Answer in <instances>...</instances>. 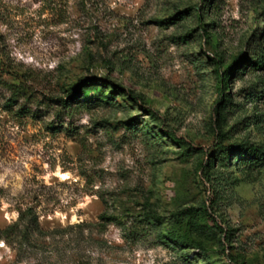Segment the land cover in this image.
<instances>
[{"label": "rangeland", "instance_id": "1", "mask_svg": "<svg viewBox=\"0 0 264 264\" xmlns=\"http://www.w3.org/2000/svg\"><path fill=\"white\" fill-rule=\"evenodd\" d=\"M250 144L264 0H0V264H264ZM208 178L227 244L201 216L170 240L178 211L210 205Z\"/></svg>", "mask_w": 264, "mask_h": 264}, {"label": "trees", "instance_id": "2", "mask_svg": "<svg viewBox=\"0 0 264 264\" xmlns=\"http://www.w3.org/2000/svg\"><path fill=\"white\" fill-rule=\"evenodd\" d=\"M178 14L172 15L171 17H168L164 20H156L157 24H168L171 23L172 19L173 20H180L182 17H180ZM248 60L246 54H242L241 56L237 57L235 64L229 68H227L224 71V76L229 77L234 69L238 66L241 65L244 61ZM225 79V78H224ZM90 85V83H85V87H88ZM79 92H82L79 90ZM74 96V95H73ZM79 95H75L74 97L77 98ZM11 100V99H10ZM219 104L224 105L225 104V99L222 97L221 100L219 101ZM219 113L221 114V109L219 110ZM239 147V146H238ZM238 153L239 155L243 154V157L241 158L242 160H248L251 162V164H253L255 162L256 165H262L264 164V147L262 145H254V144H250V145H244V146H240V148H238ZM211 159H216L215 156L212 157ZM205 172L206 174H208V177L211 175L212 177L214 176L215 173H210L211 170L214 168V162L213 160H208L207 162H205ZM208 178V179H210ZM214 178V177H213ZM212 181V197H209V203L210 205L207 206L205 203L202 204V206L200 207H185L184 209L178 211L177 213V219L179 221H182V223L186 220V222L184 223L187 228L183 231L182 234H177V233H170L169 238L170 240H174L176 243L178 244H182V238L187 234L188 230L191 229L193 225L191 224V221L194 217L196 216H201L207 220H210V225H204L202 227V229L200 227L199 230L205 233V238L206 240H212L216 238V234L219 231V233L224 234L223 235V243L227 244V241L230 239L229 238V232L228 229H224L222 228L218 222L215 219L214 216V212L216 211L214 208V205L216 204V197H217V191L215 190V182L214 180ZM214 182V183H213ZM143 217L145 218L146 221L149 222V220H152L154 222H157L159 220V215L157 214V212L155 211H147L146 213H144ZM101 218H112V217H104L103 215L101 216ZM110 220H114L113 218ZM195 228V227H194ZM221 242V239H218ZM223 252H226V249H223ZM227 256L231 258V254L227 253Z\"/></svg>", "mask_w": 264, "mask_h": 264}]
</instances>
